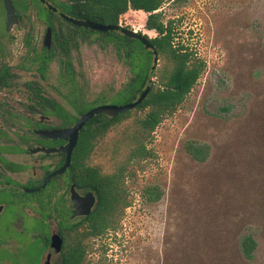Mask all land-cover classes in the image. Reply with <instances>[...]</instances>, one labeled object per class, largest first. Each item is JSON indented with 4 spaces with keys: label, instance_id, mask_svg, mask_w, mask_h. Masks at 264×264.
Wrapping results in <instances>:
<instances>
[{
    "label": "rangeland",
    "instance_id": "1",
    "mask_svg": "<svg viewBox=\"0 0 264 264\" xmlns=\"http://www.w3.org/2000/svg\"><path fill=\"white\" fill-rule=\"evenodd\" d=\"M159 11L166 22L175 20L177 43L207 67L157 128L149 146L154 157L127 179L132 205L117 231L92 241V263L264 264V0H165ZM53 13L34 6L8 32L0 5V64L6 65L0 70L6 78L0 77V264H45L49 246L42 239L59 225L42 220L34 200L22 194L62 159L30 153L54 145L38 142L35 130L70 128L92 108L128 104L120 92L155 65L136 43L83 32L69 58L59 51L52 58L44 45L49 24L56 28L52 46L74 32L60 20L65 12ZM146 20V13L130 11L120 27L155 38ZM32 88L50 103L39 106ZM191 143L202 149L203 161L191 154ZM56 181L58 196L69 202L66 178ZM249 234L258 240L252 260L240 247ZM60 259L54 255L52 264Z\"/></svg>",
    "mask_w": 264,
    "mask_h": 264
},
{
    "label": "trees",
    "instance_id": "2",
    "mask_svg": "<svg viewBox=\"0 0 264 264\" xmlns=\"http://www.w3.org/2000/svg\"><path fill=\"white\" fill-rule=\"evenodd\" d=\"M12 1L21 23L34 6L44 8L49 15H55L40 0ZM46 1L59 5L61 7L57 8L59 12H65L69 17L117 27H120L121 19L130 11L144 12L147 14L145 28L157 33L155 38L145 35L152 44V50H149L141 41L119 33L122 32V27L119 31L104 34L77 27L60 17L62 23L74 29L75 33L73 32L72 36L63 35L61 41L55 40L52 48L46 49L47 55L52 58L57 51L69 58L73 40L78 33L101 34L104 37H117L127 44H138L148 54L149 61L155 58L156 52L161 63L155 70L154 66L149 65L144 74L136 76L119 94L122 103H132L150 86L151 91L142 104L113 118L97 115L80 133L71 165L62 176L66 178L63 187L69 188L70 185H74L82 193L93 192L96 195L97 203L89 216L74 221L69 219L71 209L66 206V198L64 195L58 196L62 187L57 185L56 180L61 177L53 179L40 192L22 193L24 199L34 200L36 203L34 209L41 211L42 220L49 221L53 218L59 220V232L63 238L59 264H93L90 258L92 241L104 237L109 231H117L126 209L132 205L126 186L127 179L132 176L135 167L143 170V163L154 157L149 146L157 128L183 105L207 65L190 51L189 47L177 43L175 20L169 19L166 22L163 13L159 11L165 0ZM0 5L4 16L3 0H0ZM49 26H52L54 32L56 28L52 24ZM0 70L4 72L6 65L0 64ZM0 77L6 79L3 73ZM153 78L157 79L156 83H152ZM177 87L179 89H176ZM32 89L38 95L36 102L39 106L43 102L50 103L43 97L42 91ZM77 119L74 118V121ZM38 142H51L54 145L63 143L44 137H39ZM193 146V143L189 145V151L199 161H203L204 158L199 155L202 154V149ZM62 163L63 160L59 161L55 169ZM26 187L35 188V183ZM67 195L69 196V190ZM41 222L46 226V222ZM42 240L46 249L50 243L49 236ZM240 247L244 256L252 260L258 248V240L249 234L241 239Z\"/></svg>",
    "mask_w": 264,
    "mask_h": 264
},
{
    "label": "water",
    "instance_id": "3",
    "mask_svg": "<svg viewBox=\"0 0 264 264\" xmlns=\"http://www.w3.org/2000/svg\"><path fill=\"white\" fill-rule=\"evenodd\" d=\"M43 4H46V0H40ZM5 11L7 14V31H11L13 27L18 24L19 19L17 15V10L15 9V6L12 2V0H3ZM47 7L52 12H57V8L47 4ZM61 17L68 21L69 23L85 28L90 29L93 31L101 32V33H108L110 31H119L120 27L117 26H110V25H103L100 23L92 22V21H84V20H78L72 17H69L65 14H61ZM122 33L130 38V39H137L142 42V44L147 48L152 50V44L149 42V40L146 38V36L140 32H136L134 30L129 29H123ZM52 29L48 28L46 32V37L44 41V45L47 49H51L52 47ZM155 65L154 70L157 67V64L159 63V57L157 56V53L155 52V59H154ZM176 89H179L177 87ZM151 91L150 86L147 87L139 96V98L132 103L124 104V105H115V104H106L97 106L95 108L90 109L85 114H83L78 121L75 123L73 127L70 128H63V129H37L35 130V134L39 137H44L48 140L53 141H67L68 144L65 146H62L60 148H46V147H34L30 150L31 154H38V153H45L47 155H52L56 153H63L66 155L65 163L64 165L58 169L57 171L51 173L49 176H47L44 179L43 184L41 187L37 189H26L25 193H34L35 191H41L43 188H45L54 178L61 176L66 173V171L69 169L72 161V155L75 147L77 146L79 136L85 125L92 120L97 115H106L108 117H116L120 114L132 111L137 106L142 104L147 96L149 95ZM71 192V201L73 202L74 208L76 210L77 217H86L89 216L96 203L97 198L93 192H88L86 195L82 196L79 194V192L76 190V187L74 185L71 186L70 189ZM3 211V206H0V213ZM63 249V239L55 234L52 236V243L49 246V253L46 258L45 264H52V257L54 255H59L62 253Z\"/></svg>",
    "mask_w": 264,
    "mask_h": 264
},
{
    "label": "flooded vegetation",
    "instance_id": "4",
    "mask_svg": "<svg viewBox=\"0 0 264 264\" xmlns=\"http://www.w3.org/2000/svg\"><path fill=\"white\" fill-rule=\"evenodd\" d=\"M58 141H61V140H58ZM68 144V142L67 141H63V143H61V144H55V145H53V146H51V148H60V147H62V146H65V145H67ZM42 147H46L45 145L44 146H42ZM50 148V147H49ZM42 153V152H41ZM38 154H40V153H38ZM54 155H61L62 156V159L61 160H63V163L61 164V166L59 167V168H57V169H55V170H53V171H51L48 175H47V173H46V175H44V177H41L42 178V184H43V182H44V179L47 177V176H49L51 173H53V172H55V171H57L58 169H60L63 165H64V163H65V158H66V155L65 154H63V153H56V154H54ZM66 174V173H65ZM65 174H63V175H61V176H58V177H62V176H64ZM37 176V172H35V177ZM58 177H56V178H58ZM41 184V185H42ZM41 185H38V187H35V189H37V188H39ZM71 186L72 185H70V187H69V202H66V206L68 207V209H71L70 210V216H69V219H71L72 221H74V220H77V219H80V218H83V217H77V216H75L76 215V210H75V208H74V205H73V202L71 201V192H70V189H71ZM23 189V188H22ZM77 190V189H76ZM78 191V190H77ZM24 192H25V189H24ZM36 192H38V191H36ZM40 192V191H39ZM79 192V194L80 195H82V196H84V195H86L87 194V192H85V193H82V192H80V191H78ZM15 195V194H14ZM96 196V195H95ZM97 198V197H96ZM96 206V205H95ZM87 217V216H86ZM55 234H57V235H59L61 238H62V236H61V234H60V232H59V227H57V231H55V232H53L51 235H50V237H49V239H50V243H49V246H50V244L52 243V236L53 235H55ZM63 239V238H62ZM61 255V254H60Z\"/></svg>",
    "mask_w": 264,
    "mask_h": 264
},
{
    "label": "built area",
    "instance_id": "5",
    "mask_svg": "<svg viewBox=\"0 0 264 264\" xmlns=\"http://www.w3.org/2000/svg\"><path fill=\"white\" fill-rule=\"evenodd\" d=\"M137 32V31H136Z\"/></svg>",
    "mask_w": 264,
    "mask_h": 264
}]
</instances>
